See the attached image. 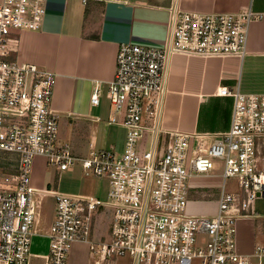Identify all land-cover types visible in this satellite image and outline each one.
<instances>
[{"label": "built area", "instance_id": "1", "mask_svg": "<svg viewBox=\"0 0 264 264\" xmlns=\"http://www.w3.org/2000/svg\"><path fill=\"white\" fill-rule=\"evenodd\" d=\"M46 4L0 0V264H33L34 257L42 264H67L77 242L89 246L93 264H116L122 256L132 264H264V245L251 255L237 248L239 217L264 196V93L221 87L218 93L234 98L232 124L204 153L191 155L189 134L167 130L162 115L171 55L243 56L250 24L263 20L264 12L173 8L165 46L121 43L107 97L109 123L126 130L123 148L92 149L81 156L60 137V114L52 106L55 73L12 57L15 34L39 30ZM101 92L100 86L94 89V105ZM164 134L168 139L161 144ZM37 156L57 171L79 165L88 175L106 178V199L35 187ZM215 159L223 161L218 209L190 213V179L209 174ZM229 178L236 180L235 190L227 191ZM38 195L55 198L46 235L37 231ZM102 207L112 209V227L97 241L95 214ZM36 236L48 239L46 253L32 252ZM200 237H206L205 245H199Z\"/></svg>", "mask_w": 264, "mask_h": 264}, {"label": "crops", "instance_id": "2", "mask_svg": "<svg viewBox=\"0 0 264 264\" xmlns=\"http://www.w3.org/2000/svg\"><path fill=\"white\" fill-rule=\"evenodd\" d=\"M46 5L39 30L15 34L17 50L12 57L55 73L52 106L69 122L100 121L105 109L112 114L107 88L115 75L119 46L124 42L165 46L173 8L236 13L252 7L264 12V0H47ZM97 86L102 92L100 103L94 105L91 96ZM221 87L238 88L245 94L264 93V19L250 24L243 56L176 53L169 58L163 124L167 130L189 134L191 155L204 153L231 127L234 98L218 93ZM167 139L164 134L161 144ZM97 141V136H92L90 145L95 146ZM222 181V172L214 168L209 174L191 177L189 212L216 213L218 198L211 203H204L202 198L204 191ZM45 240L47 250L36 254L48 251ZM257 245H264V196L258 197L237 221L238 251L251 255Z\"/></svg>", "mask_w": 264, "mask_h": 264}, {"label": "rangeland", "instance_id": "3", "mask_svg": "<svg viewBox=\"0 0 264 264\" xmlns=\"http://www.w3.org/2000/svg\"><path fill=\"white\" fill-rule=\"evenodd\" d=\"M111 102V101H110ZM60 114V113H59ZM97 114V111H95ZM111 114L106 113V109L100 115V121L92 120H78L73 119L71 122L59 116L60 136L62 140H67L72 146L74 154L86 156L92 149H110L118 147L119 150L123 148L126 137V130L122 127L109 125ZM96 135L98 141L95 146L90 145V139ZM2 153H0V156ZM15 156V155H13ZM215 172H222L223 161L215 159ZM1 165V160H0ZM32 184L40 189H52L60 192L81 193L90 195L95 198L105 200L108 192V180L104 177H96L86 174L79 165L65 171H57L54 167L48 165V160L43 156H37L32 164ZM223 183V181H222ZM221 184L214 186V188L204 191L202 201L204 203H211L213 199L218 198L220 194ZM236 180L229 178L227 181V191L235 190ZM37 219H38V233L46 235L50 232L51 224L54 220L55 212V198L52 195L41 196L38 195ZM201 205V203L199 204ZM210 209L212 208L209 206ZM112 209L108 207L99 208L95 214V232L94 239L102 240V235L107 238L111 231L113 213ZM45 236H37L33 238L32 252L37 253L47 250ZM203 241V242H202ZM202 242V243H201ZM206 237H200L199 245H205ZM45 252V251H44ZM42 252V253H44ZM94 258L91 259L89 246L84 243H75L71 248L67 264H93ZM33 264H42L41 259L33 258ZM116 264H132V260L128 256L118 257Z\"/></svg>", "mask_w": 264, "mask_h": 264}]
</instances>
